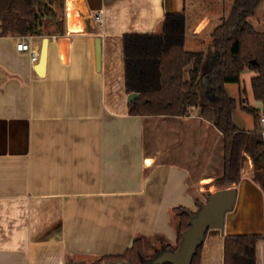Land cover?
<instances>
[{
	"label": "crops",
	"instance_id": "obj_1",
	"mask_svg": "<svg viewBox=\"0 0 264 264\" xmlns=\"http://www.w3.org/2000/svg\"><path fill=\"white\" fill-rule=\"evenodd\" d=\"M87 2L102 14L94 31L73 21L68 29L65 0L66 33L28 37L39 52L49 39L41 67L40 54L34 62L17 49L21 37L0 36V264H93L137 239L145 253L176 245V208L196 211L223 169L222 134L197 108L185 116L129 114L124 36L160 33L168 13L184 10L185 48L204 50L225 0ZM252 18L264 31V0ZM235 111L236 125L252 130ZM233 186L235 207L223 231H208L201 264H224L225 237L246 234L261 235L256 263L264 264V190L251 162Z\"/></svg>",
	"mask_w": 264,
	"mask_h": 264
},
{
	"label": "trees",
	"instance_id": "obj_2",
	"mask_svg": "<svg viewBox=\"0 0 264 264\" xmlns=\"http://www.w3.org/2000/svg\"><path fill=\"white\" fill-rule=\"evenodd\" d=\"M263 0H225V9L204 50L185 48V11L168 13L160 33L124 36L125 87L127 94L140 93L128 104L133 116H185L192 108L212 123L223 137L222 174L211 183L225 189L239 184L248 158L253 165L252 179L264 190V127L261 108L252 107L229 94L228 83H240L242 73H255L251 79L253 96L264 104V32L251 18ZM65 0H0V36L43 35L48 17L56 16L52 3ZM59 34L66 33V20L57 21ZM207 83V84H206ZM240 106L253 116L254 128L241 130L234 121ZM205 201L197 200V210ZM187 208H176L178 241L163 243L149 256L145 240L137 239L122 255L104 256L93 264L117 262L142 264L164 249L177 250L182 234L190 227ZM196 210V211H197ZM194 211V212H196ZM261 235L225 237L224 264H257L256 243ZM203 244L192 264H201Z\"/></svg>",
	"mask_w": 264,
	"mask_h": 264
},
{
	"label": "water",
	"instance_id": "obj_3",
	"mask_svg": "<svg viewBox=\"0 0 264 264\" xmlns=\"http://www.w3.org/2000/svg\"><path fill=\"white\" fill-rule=\"evenodd\" d=\"M67 27L71 29L73 21L81 31L92 32L96 29L92 9L87 0H67ZM49 39L44 38L40 52V67L46 64ZM97 64L101 62V39L96 38ZM140 93L132 92L127 96L131 103L140 97ZM237 188L232 186L212 192L199 209L187 210L190 216V227L183 232L180 246L175 249L158 251L152 258L143 259L142 264H192L198 248L204 243L210 229L224 230L226 216L231 212L237 200ZM116 264H131L117 262Z\"/></svg>",
	"mask_w": 264,
	"mask_h": 264
},
{
	"label": "rangeland",
	"instance_id": "obj_4",
	"mask_svg": "<svg viewBox=\"0 0 264 264\" xmlns=\"http://www.w3.org/2000/svg\"><path fill=\"white\" fill-rule=\"evenodd\" d=\"M52 6L56 10L57 15L54 17H48L47 21L44 24L43 33L44 32L58 33L59 27L57 25V21L66 17V16H64V9H62V6L60 8V6L58 5L57 2H53ZM92 15H95V12H92ZM251 20H253V23H254V18H252ZM254 76H255V73L253 71H250L248 69L245 70L242 73L240 83H228V90L230 91L231 95H233L239 101H240V97H242L243 103L245 105H249L252 107H259L258 101H256L254 96H253V91H252V86H251V79ZM240 93H241V96H240ZM235 112H236V117H239V118L242 117L243 119L247 120V123L254 124L253 116L250 115L249 113H247L246 111L242 110L240 106L237 107ZM216 154H218V152L215 153V161H216ZM250 162L252 165L251 159L248 158V160L245 163L244 170L245 169L250 170ZM252 171H253V165H252ZM221 174H222V172L219 174V176ZM213 190L215 192V191L219 190V188H217L213 185ZM207 197L205 198L204 201H206ZM150 249H153V253H154L156 248H154V247L150 248V246L146 248V254L149 256H151L153 254Z\"/></svg>",
	"mask_w": 264,
	"mask_h": 264
},
{
	"label": "built area",
	"instance_id": "obj_5",
	"mask_svg": "<svg viewBox=\"0 0 264 264\" xmlns=\"http://www.w3.org/2000/svg\"><path fill=\"white\" fill-rule=\"evenodd\" d=\"M94 22L96 24L102 21V14L100 12L93 15ZM29 36L21 37L20 42L17 44V49L21 52H29L31 54L32 61H37L39 57V49L33 47L32 44L28 41ZM261 124H264V117L261 118Z\"/></svg>",
	"mask_w": 264,
	"mask_h": 264
}]
</instances>
